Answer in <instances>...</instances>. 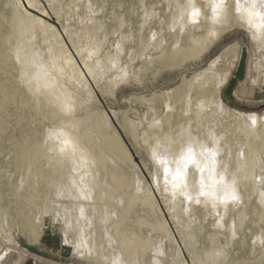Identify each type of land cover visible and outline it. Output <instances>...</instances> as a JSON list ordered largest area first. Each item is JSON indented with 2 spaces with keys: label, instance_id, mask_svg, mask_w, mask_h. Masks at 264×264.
Segmentation results:
<instances>
[{
  "label": "bare ground",
  "instance_id": "6f19581e",
  "mask_svg": "<svg viewBox=\"0 0 264 264\" xmlns=\"http://www.w3.org/2000/svg\"><path fill=\"white\" fill-rule=\"evenodd\" d=\"M50 1L56 4V0ZM3 2H10L17 12L18 23L15 21L14 26L21 28V39L13 48L12 56H8L4 40L0 38V57L5 63L18 65L19 83L23 84L20 86L50 119L59 122V127L46 134L45 144L37 143L30 150L22 151L18 159L22 163L28 161L33 176L41 178L42 195L37 199L46 203L53 196L57 201H64L55 204L63 212L45 204L39 223H43L47 214L62 223L66 242L79 259L100 264H145L143 257L147 248L131 251L121 226L139 204L156 206V198L150 188L143 191L145 187L138 175L136 188L114 158L116 151L139 168L124 140V136L137 139L139 128L126 119L120 131L105 110L93 113L99 102L97 91L104 87V81H108L105 87L110 85L111 97L116 96L121 84L132 78L139 81L132 69L122 64L126 41L118 40L115 53L102 58L104 55L100 52L105 41L99 35L105 30L101 25L93 24L86 29L91 35V44L82 46L79 38L71 35L69 26L64 28L69 39L65 42L56 26L33 13L39 5L37 0H25L27 5L23 0H1L0 3ZM173 2L178 15L173 18L172 32L155 43L139 39L135 53H144L150 47L161 50L167 45L159 62L182 67L186 61L202 60L224 34L240 28L252 40L249 57L258 69L264 68V0ZM56 10L59 14L60 9ZM40 42L44 50L38 46ZM235 53V49L227 50L221 58ZM228 81L226 75L206 70L186 81L185 91L175 96L167 93L161 107L155 97L147 100L152 116L147 118L149 130H144L143 137L155 144L151 156L159 165L152 175L154 185L159 193L165 190L172 217L178 225L183 220L180 202L186 199L190 204L185 200L184 215L203 219V223L212 221L218 229L210 234L211 243L215 244L204 258L191 246L189 232L179 227L172 232L164 225L166 237L178 247L177 264H230L231 249L221 246L222 234L227 236L228 247L249 248L253 261L244 264H264V115L229 108L220 97ZM42 164L46 165L47 174L39 173ZM126 187H133L136 192L126 194ZM253 215L260 217L259 224L252 225L255 220H248ZM139 222L138 219L136 223ZM2 225L0 235L6 234L4 228L9 226L6 221ZM249 238L256 242H248ZM7 240L15 243L11 232ZM162 247L148 248L155 254L150 264H163L167 254ZM184 248L190 254L189 259ZM6 255V252L1 255L0 264Z\"/></svg>",
  "mask_w": 264,
  "mask_h": 264
},
{
  "label": "rangeland",
  "instance_id": "374dc122",
  "mask_svg": "<svg viewBox=\"0 0 264 264\" xmlns=\"http://www.w3.org/2000/svg\"><path fill=\"white\" fill-rule=\"evenodd\" d=\"M23 1L26 4L25 0ZM37 1L39 5L37 9L34 8L33 13L39 14L56 26L63 35L65 42H69V39L64 33V28L69 26L71 35L79 38L80 45L91 44V35L87 34L86 29L96 24L101 25L105 30L99 35L101 40L105 41L100 52L101 56L104 55L102 58L115 53L118 40L123 39L127 43L124 55H122V64L128 65L132 69V74L138 76L139 81L132 78L130 82L121 84L115 97L110 96V85L105 87L108 81L107 83L104 81V87L97 91L99 102L93 113H99L98 110L100 109L105 110L120 131L126 119L134 122L139 128L137 139L124 136V140L139 168L114 151V158L119 161L120 166L126 172V176H130L127 178L136 183L138 176H140L145 187L143 191L145 192L150 188L156 198L154 208L139 204L130 213L127 221L122 225L123 227L121 226V231L126 234L129 240L130 250L147 248L143 259L145 264H150L155 254L148 248L160 245V247L163 246L162 248L167 254L163 264H174L175 260V264H177L178 259L175 255H177L178 247L171 243L169 237H166L167 233H164V227L167 224L172 232L177 231L178 227L189 232V239L192 238L190 240L191 246L198 249L202 257L205 258L209 249L215 244L211 243L210 234L217 232L218 229H215L212 221L204 220L203 223V219H196L188 214L184 215L186 199H182L180 202L179 209L182 212L183 220L178 225L172 217L173 211L165 197V190L162 189L159 193L157 186L154 185V180H152V175L155 174V168L159 163L156 164L151 156V150H154L155 147L154 142L151 140L146 142L143 137L144 130H149L147 118L152 116L147 100L155 97L157 105L161 107V100L167 93H172V96L178 95L180 91H185L186 81L195 74L208 70L210 73L218 72L228 77L229 81L222 88L220 97L229 108L244 113L254 112L264 115V68L258 69L251 57H248L247 75L244 81L246 86L243 84L238 86L234 91L236 95L234 96L233 93L231 97L232 101L227 102L224 97L225 91L237 71L243 49L247 48L248 51H251L252 40L249 33L240 28L227 32L202 60L186 61L182 67L174 63L163 65L159 61L160 56L163 55V50L168 47L167 45L161 50L150 47L151 49L147 48L148 51L137 52V54L135 53L138 49L136 44L139 39L145 42L149 40L154 42L162 37H167L168 33L172 32L173 18L178 15L176 13L178 8L173 2L174 0H56V4L50 0ZM56 8L58 9L56 10ZM54 9L56 11L60 9L59 14H56ZM16 13L10 2L0 3V38L4 40V51L6 50L8 56H12L13 48L21 39L19 32L21 28L14 26L16 22L18 23ZM121 22H123L122 27ZM114 29L118 32H115ZM167 41H169V37ZM41 43L38 46H43L41 48L44 50L45 46L40 45ZM231 49H235L236 53L221 58L224 52ZM18 69L17 64L9 61L5 63L0 57V228L3 226V221L9 224L8 227L4 228L6 234L3 232L0 235V257L5 252L7 253L2 264H7L18 253L31 257L32 253L26 247H33L41 252L51 254L52 260L58 264H100V262L93 260H82L74 257L73 247L66 242L64 225L55 221L52 215L47 214L43 223H39L45 204L63 212L55 204L64 203V201H59V199L57 201V198L53 196H50L51 199L49 198L46 203L43 199H37L42 195L41 178L33 176L28 161L24 160L22 163L18 159L22 157V151L30 150L37 143L43 144L49 132L59 127V122L50 119L46 111L38 107L34 98L28 94L29 92L21 87L23 84L19 83ZM27 103H29L28 106H26ZM240 147L239 145L236 150L237 155ZM233 157L234 155L231 156L232 159ZM235 165L237 166V164ZM45 168V164L40 165L39 173L47 174ZM164 182L166 183V181H163L165 186ZM135 183L137 188L138 185ZM132 188L126 187L124 192L126 194L136 192ZM256 195L258 193L255 194V197ZM186 201L190 204V200ZM256 201L259 202L258 198ZM259 218V216L253 215L248 220H255L251 223L257 225ZM138 219L141 223H136ZM10 232L15 238L14 244H10L7 240ZM219 241L221 246H225V250L231 249L229 251L231 255L228 259L230 264H244L253 261L249 248L243 247L242 249L235 245L228 247L225 234L219 237ZM248 242L255 243L256 240L249 238ZM186 250L184 248V253L189 259L190 254Z\"/></svg>",
  "mask_w": 264,
  "mask_h": 264
},
{
  "label": "water",
  "instance_id": "95a60500",
  "mask_svg": "<svg viewBox=\"0 0 264 264\" xmlns=\"http://www.w3.org/2000/svg\"><path fill=\"white\" fill-rule=\"evenodd\" d=\"M248 57H249L248 49L244 48L242 53H241V56H240L237 71H236L234 77L231 79V81H230V83H229V85L225 91V94H224V97H225L227 102L232 101L231 97H232L234 91L238 88V86L243 84L244 81L246 80ZM26 248L30 253L36 254V255L41 256V257H47V254H45V253H43V252H41V251H39L33 247H26Z\"/></svg>",
  "mask_w": 264,
  "mask_h": 264
},
{
  "label": "crops",
  "instance_id": "0c3cea01",
  "mask_svg": "<svg viewBox=\"0 0 264 264\" xmlns=\"http://www.w3.org/2000/svg\"><path fill=\"white\" fill-rule=\"evenodd\" d=\"M243 86H246L245 82L243 83ZM235 95L236 94L234 93V96ZM45 254H47V257H41L33 253L31 254L30 257L23 253H18L16 256L13 257L11 256L12 258L9 260L7 264H58L52 260L53 256L51 254L48 253Z\"/></svg>",
  "mask_w": 264,
  "mask_h": 264
}]
</instances>
